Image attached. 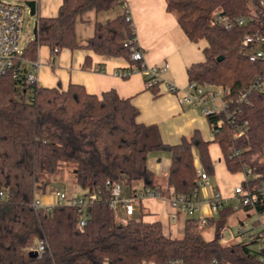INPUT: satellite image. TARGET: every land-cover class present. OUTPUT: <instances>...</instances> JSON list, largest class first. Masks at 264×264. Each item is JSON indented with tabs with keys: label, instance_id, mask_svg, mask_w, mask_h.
<instances>
[{
	"label": "trees",
	"instance_id": "16d2710c",
	"mask_svg": "<svg viewBox=\"0 0 264 264\" xmlns=\"http://www.w3.org/2000/svg\"><path fill=\"white\" fill-rule=\"evenodd\" d=\"M118 4L122 0H62L55 16L37 19L35 37L0 77V189L5 193L0 199V264H167L170 259L208 263L213 258L228 264H264L250 244L221 243L227 218L237 209L230 202L218 203L204 225L199 218L187 217L180 238L165 235L157 220L130 217L120 223L109 206L107 181L124 179L128 187L141 182L142 187L157 188L158 178L147 167V159L159 151L170 157L166 185L190 196L198 177L194 151L201 169L213 173L210 141L198 130L177 144H166L158 127L138 122L137 108L114 89L94 94L76 83L61 89L26 82L39 45L48 46L52 59L63 48H77V18L88 10H109ZM166 9L176 14L190 41L205 40L203 60L186 67L188 82L221 86L227 97H235L253 79H264V59L249 60L242 46L245 35L264 37L259 0H166ZM217 15L246 21L225 28ZM135 44L131 20L123 12L96 22L82 46L130 61ZM240 107L237 117L247 121L248 128L239 137H233L223 113L206 118L226 169L248 171L242 185L251 188L264 180V92H251ZM61 168H72L75 183L87 194L96 193L83 226L78 225L79 213L73 206H31L34 193L45 192ZM253 205L264 211V198L257 196ZM206 227L213 231L210 239L203 237ZM39 241L44 251L30 256V247Z\"/></svg>",
	"mask_w": 264,
	"mask_h": 264
},
{
	"label": "crops",
	"instance_id": "0c3cea01",
	"mask_svg": "<svg viewBox=\"0 0 264 264\" xmlns=\"http://www.w3.org/2000/svg\"><path fill=\"white\" fill-rule=\"evenodd\" d=\"M61 2L62 0H36L35 19L55 16ZM126 10L131 18L136 45L142 51L144 61L148 65L166 62L168 68L162 74L163 79L184 90L188 83L186 67L202 60L204 43H195L188 39L178 24L176 14L166 9V0H122L121 5L118 4L109 10L84 12L75 23V39L79 45L77 48H63L55 59H52L48 46L39 45L36 82L40 86H58L61 89H66L70 83L81 84L87 92L94 94L114 89L119 97L129 98L132 105L137 108L138 122L155 124L158 127L161 139L166 144H177L181 137L198 130L204 140L210 141L208 151L213 163V173L207 174V182L197 190L198 205L193 213V215L196 213L195 216H192L196 218L211 216L214 214L211 209L213 192H218L226 203L234 204L237 197L233 195V188L242 184L246 176L243 171L231 173L226 169L220 147L212 140L206 116L201 114L196 106L180 102L178 95L167 91L164 84L147 86L140 72L125 77L114 74V71L123 69L129 64L128 59L107 57L82 46L92 35L96 22H105ZM193 155L194 165L197 169L201 168L195 151ZM169 165L170 157L167 152L150 154L147 167L158 178L157 189L160 195L140 196L138 204L128 213L120 208L115 211L117 210L122 218H130V214L134 213L135 219L157 220L161 223L165 235L175 237L179 235L175 233L177 224L184 223L190 216L170 204L168 196L172 190L165 181ZM140 188H142L141 182H136L130 187L127 185L124 189L125 195L137 192ZM42 199L49 200L50 195L44 193ZM251 209L253 208L240 207L233 212L237 214H231V234L228 243L233 242L235 230L240 224L252 225L255 216ZM247 219L250 220L245 224L244 221Z\"/></svg>",
	"mask_w": 264,
	"mask_h": 264
},
{
	"label": "built area",
	"instance_id": "2783aa9c",
	"mask_svg": "<svg viewBox=\"0 0 264 264\" xmlns=\"http://www.w3.org/2000/svg\"><path fill=\"white\" fill-rule=\"evenodd\" d=\"M27 0H0V77L12 68L13 63L19 58L22 46L19 41L20 29L22 22V3L26 4ZM259 4L264 10V0H259ZM27 6V4H26ZM28 7V6H27ZM126 12V20H131L128 10ZM216 20L223 24L225 28H231L234 24L242 25L246 19L238 17L229 19L226 16L217 15ZM33 38V35H32ZM128 41L126 43H130ZM244 53L249 60L264 59V37L260 34L245 35L242 40ZM131 56L129 64L120 70L114 71V74L125 77L134 72H140L145 78L147 86H153L158 83L165 85L167 91L176 93L180 102H186L196 106L201 114L207 116L211 114L223 113L226 122L230 126V131L233 137H239L244 134L248 128L247 121H239L237 114L241 110V104L247 102L248 95L253 91L264 92V79H253L247 87H245L235 97H227V89L221 86L201 85L194 81H189L184 90L177 88L175 85L163 79L162 74L167 70L168 64L163 62L158 65H148L143 59L142 51L135 44L131 47ZM31 64V72L26 76L27 83H36V71L38 69V61ZM213 132L211 131V135ZM233 153H237L234 151ZM248 179V171H243ZM198 177L196 185L190 196L174 193L169 194V201L172 207L185 212L192 216L197 208L198 200L196 198L198 188L207 182L208 175L201 168L197 169ZM127 183L124 179L107 181L106 187L109 189L110 198L109 206L115 209H122L125 213L130 212L136 204L140 196H159L160 192L157 188L142 187L139 191L130 195H125V187ZM46 191V190H45ZM136 191V190H135ZM41 193V192H40ZM47 193V192H46ZM44 194V192H43ZM41 195V194H40ZM50 199L43 200L42 195L36 194L31 202L34 208L50 207L52 205H70L76 208L79 213L78 225L83 226L88 218V209L90 204L96 199V193H86L78 195L76 193L68 194L64 190H56L50 192ZM233 195L237 197V201L233 204L235 208L251 205V209L255 219L252 225L240 224L233 236V242L247 243L254 247L256 257L259 262L264 263V211L259 212L255 209L253 201L257 196L264 198V180L253 187H243L238 184L233 188ZM5 193L0 189V199H3ZM226 203L220 197L218 192H213L211 209L216 211L218 203ZM199 224H205V218L199 217ZM30 250L41 254L44 251L42 241L37 242L30 247ZM141 264H154L152 261H143ZM167 264H228L220 262L213 258L208 263H184L179 259H170Z\"/></svg>",
	"mask_w": 264,
	"mask_h": 264
},
{
	"label": "rangeland",
	"instance_id": "374dc122",
	"mask_svg": "<svg viewBox=\"0 0 264 264\" xmlns=\"http://www.w3.org/2000/svg\"><path fill=\"white\" fill-rule=\"evenodd\" d=\"M22 22H21V29H20V37H19V41L21 46L23 47L24 44L32 38V28H33V24H34V20H35V15H31L29 13V8L26 6L25 3H22ZM199 43H204L205 44V40H200ZM202 60L204 58V55L202 53ZM238 181V180H236ZM56 190H64L65 192H67L68 194H73L76 193L78 195H84L86 194V191L82 188H80L76 183H75V178H74V173L72 171V168H61V170L53 175L51 177V181L48 184V186L46 187V191L44 193H50V192H54ZM73 191V192H72ZM38 194L39 196H41L43 193H40V191H36L34 193V196ZM41 194V195H40ZM116 213V219L121 223V222H126V220L128 218L126 217H121L118 213V211H115ZM196 214V213H195ZM195 214L193 216H195ZM237 214V212L233 213L232 215ZM134 213L130 214L131 217L133 216ZM230 217H232L231 215L227 218V224L226 227L223 229L222 231V238H221V243L223 244H227L230 240V234H231V223H230ZM254 217V216H253ZM251 217V219L253 218ZM255 219V218H254ZM250 219H247L246 221H244L245 224L248 223ZM233 228V227H232ZM177 232H175L176 234H179L178 236L175 235V237H173L174 235H168L170 237L173 238H180L182 237L183 234V222H179L177 224ZM234 230V228L232 229ZM203 237L205 239H210L212 237L213 231L210 227H206L203 230ZM170 234H174V233H170Z\"/></svg>",
	"mask_w": 264,
	"mask_h": 264
},
{
	"label": "water",
	"instance_id": "95a60500",
	"mask_svg": "<svg viewBox=\"0 0 264 264\" xmlns=\"http://www.w3.org/2000/svg\"><path fill=\"white\" fill-rule=\"evenodd\" d=\"M26 4H27V6H28V8H29V13L31 14V15H35V11H36V0H27L26 1ZM36 26H37V19H35V21H34V24H33V28H32V35H33V38L35 37V31H36ZM28 254L30 255V256H36V252L35 251H33V250H30L29 252H28Z\"/></svg>",
	"mask_w": 264,
	"mask_h": 264
}]
</instances>
